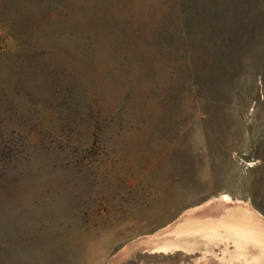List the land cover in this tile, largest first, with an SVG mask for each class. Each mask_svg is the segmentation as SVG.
<instances>
[{"label": "rangeland", "instance_id": "374dc122", "mask_svg": "<svg viewBox=\"0 0 264 264\" xmlns=\"http://www.w3.org/2000/svg\"><path fill=\"white\" fill-rule=\"evenodd\" d=\"M238 204L264 220V0H0V264H183L156 247Z\"/></svg>", "mask_w": 264, "mask_h": 264}, {"label": "bare ground", "instance_id": "6f19581e", "mask_svg": "<svg viewBox=\"0 0 264 264\" xmlns=\"http://www.w3.org/2000/svg\"><path fill=\"white\" fill-rule=\"evenodd\" d=\"M221 200L228 204L230 199L222 196ZM230 207H223L218 217L185 219L173 231L181 227L186 234L156 248L163 251L183 250L193 256L194 264L206 254L229 263L264 264V220L248 206L238 204ZM222 245L229 246L228 249L232 248L234 252L224 251Z\"/></svg>", "mask_w": 264, "mask_h": 264}, {"label": "crops", "instance_id": "0c3cea01", "mask_svg": "<svg viewBox=\"0 0 264 264\" xmlns=\"http://www.w3.org/2000/svg\"><path fill=\"white\" fill-rule=\"evenodd\" d=\"M241 203V202H240ZM223 208V207H222ZM251 209V208H250ZM251 211H254V210H252L251 209ZM255 212V211H254ZM257 213V212H256ZM261 218H262V216L259 214V213H257ZM205 215L206 214H202L201 216H199V217H197V218H193L192 216L190 217H186L185 219H200V218H203V217H205ZM263 219V218H262ZM225 247L224 248V251L226 250L228 253L229 252H232L233 251V249L232 248H229L228 249V247L226 246V245H222V247ZM234 252V251H233ZM209 255V256H208ZM212 254H206V255H204V257H202V258H200L197 262H196V264H237V263H233V262H231V263H229L228 261H222V260H220L218 257H215L214 255H212ZM208 256V257H207ZM193 256L190 254L189 255V260L188 261H185L183 264H194V262H193V258H192ZM207 257V258H206ZM221 261V262H220ZM228 262V263H227Z\"/></svg>", "mask_w": 264, "mask_h": 264}]
</instances>
